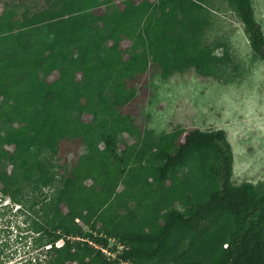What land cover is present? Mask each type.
Returning <instances> with one entry per match:
<instances>
[{"label":"trees","instance_id":"1","mask_svg":"<svg viewBox=\"0 0 264 264\" xmlns=\"http://www.w3.org/2000/svg\"><path fill=\"white\" fill-rule=\"evenodd\" d=\"M4 1L0 192L15 197L17 168L39 167L24 157L32 148H61L68 159L44 228L48 255L36 264H264V192L233 182L226 131L193 129L171 145L123 109L150 66L149 32L164 40L184 0ZM233 1L251 49L264 60L251 0ZM180 45H164L171 62L152 54L153 62L166 70L187 65L192 57ZM187 164L192 180L177 175ZM171 239L184 248L165 261Z\"/></svg>","mask_w":264,"mask_h":264},{"label":"rangeland","instance_id":"2","mask_svg":"<svg viewBox=\"0 0 264 264\" xmlns=\"http://www.w3.org/2000/svg\"><path fill=\"white\" fill-rule=\"evenodd\" d=\"M129 1L135 6L142 1L159 3V0ZM4 2L0 0V12ZM29 2L34 4L35 0ZM251 2L264 32V0ZM177 6L164 40H158L152 30L149 32L153 45L148 56L150 66L135 80L137 95L123 108L124 112H129L138 125L152 130L154 136L168 135L171 145L183 141L193 129H224L234 152L233 182H251L263 193L264 60L251 49L233 0H184ZM173 42L181 44L184 54L192 59L181 68L170 66L166 70L162 64L153 62V55L171 62L172 54L163 47ZM122 44L127 47L130 41ZM197 51L203 58L195 57ZM62 151L30 149L24 157L36 166L39 162V167L17 168L15 197L0 192V264H36L46 259L50 235L44 228L53 216L52 206L63 184L62 166L68 160ZM177 175L193 179L188 164ZM191 188L187 184L188 192ZM177 207L183 209L179 203ZM178 242L170 240L165 261L184 248L181 244L175 249ZM180 261L183 260L177 259L172 264Z\"/></svg>","mask_w":264,"mask_h":264},{"label":"built area","instance_id":"3","mask_svg":"<svg viewBox=\"0 0 264 264\" xmlns=\"http://www.w3.org/2000/svg\"><path fill=\"white\" fill-rule=\"evenodd\" d=\"M62 243H63V241H60V242L58 243V245H60V244H62ZM98 247H99V246H98ZM101 248H102V250H103L104 252L109 253L108 250H107L105 247H104V248L101 247Z\"/></svg>","mask_w":264,"mask_h":264},{"label":"clouds","instance_id":"4","mask_svg":"<svg viewBox=\"0 0 264 264\" xmlns=\"http://www.w3.org/2000/svg\"><path fill=\"white\" fill-rule=\"evenodd\" d=\"M61 240H62V239H61ZM62 241H63V240H62ZM57 242H58V241H57ZM59 242H60V241H59ZM59 242H58V243H59ZM58 243H57V244H58ZM62 244H63V243H62ZM62 244H61V245H62ZM58 246H60V245H58Z\"/></svg>","mask_w":264,"mask_h":264}]
</instances>
